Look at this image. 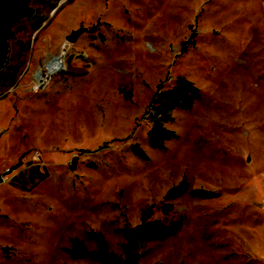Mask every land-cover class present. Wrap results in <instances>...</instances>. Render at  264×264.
<instances>
[{"label": "rangeland", "instance_id": "1", "mask_svg": "<svg viewBox=\"0 0 264 264\" xmlns=\"http://www.w3.org/2000/svg\"><path fill=\"white\" fill-rule=\"evenodd\" d=\"M26 4L0 69V264H111L131 235L132 264H264V0Z\"/></svg>", "mask_w": 264, "mask_h": 264}, {"label": "water", "instance_id": "2", "mask_svg": "<svg viewBox=\"0 0 264 264\" xmlns=\"http://www.w3.org/2000/svg\"><path fill=\"white\" fill-rule=\"evenodd\" d=\"M27 0H0V69L2 68L7 54V40L11 37V26L23 15L27 14ZM85 31L78 28L71 31L65 37L69 43H73L76 38ZM29 162L27 163V165Z\"/></svg>", "mask_w": 264, "mask_h": 264}, {"label": "trees", "instance_id": "3", "mask_svg": "<svg viewBox=\"0 0 264 264\" xmlns=\"http://www.w3.org/2000/svg\"><path fill=\"white\" fill-rule=\"evenodd\" d=\"M140 233L137 234L139 236ZM135 248V238L131 235L127 238L126 245L124 247L123 253L125 256V260H122L120 257L106 253L103 249H101V253L96 257L100 261L108 262L111 264H132L134 260L138 257V254L133 252Z\"/></svg>", "mask_w": 264, "mask_h": 264}, {"label": "bare ground", "instance_id": "4", "mask_svg": "<svg viewBox=\"0 0 264 264\" xmlns=\"http://www.w3.org/2000/svg\"><path fill=\"white\" fill-rule=\"evenodd\" d=\"M64 47H65V44H63L61 50H62V53L64 52ZM62 53L59 57H56V58H52L47 64L48 66V73L51 74V73H55L59 70V67H61L62 65ZM50 64V65H49ZM37 78H40V74L37 75ZM39 81V80H38Z\"/></svg>", "mask_w": 264, "mask_h": 264}, {"label": "crops", "instance_id": "5", "mask_svg": "<svg viewBox=\"0 0 264 264\" xmlns=\"http://www.w3.org/2000/svg\"><path fill=\"white\" fill-rule=\"evenodd\" d=\"M28 162H29L28 160H24V163L26 164L27 167H28L29 165H33V166H36V167L38 166V164H33V163H30V162H29V164L27 165ZM23 172H24V168H20V167H19V168H18V172L16 173L17 175H16V176H13V177H14V178H15V177H18V176L20 177V176H22ZM13 174H14V173H13Z\"/></svg>", "mask_w": 264, "mask_h": 264}, {"label": "built area", "instance_id": "6", "mask_svg": "<svg viewBox=\"0 0 264 264\" xmlns=\"http://www.w3.org/2000/svg\"><path fill=\"white\" fill-rule=\"evenodd\" d=\"M37 83L38 81L33 82L32 89H36L38 87ZM39 84H41V82H39ZM35 160H38V156L36 152L34 153V156L31 158V161H35Z\"/></svg>", "mask_w": 264, "mask_h": 264}]
</instances>
